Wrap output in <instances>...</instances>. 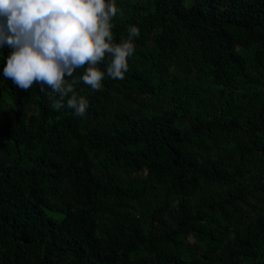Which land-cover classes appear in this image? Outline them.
<instances>
[{
    "label": "trees",
    "instance_id": "16d2710c",
    "mask_svg": "<svg viewBox=\"0 0 264 264\" xmlns=\"http://www.w3.org/2000/svg\"><path fill=\"white\" fill-rule=\"evenodd\" d=\"M114 2L83 117L0 48V264H264V0Z\"/></svg>",
    "mask_w": 264,
    "mask_h": 264
},
{
    "label": "clouds",
    "instance_id": "9594fccd",
    "mask_svg": "<svg viewBox=\"0 0 264 264\" xmlns=\"http://www.w3.org/2000/svg\"><path fill=\"white\" fill-rule=\"evenodd\" d=\"M117 13L114 0H0V48L10 49L3 77L24 91L34 83L42 92L46 86L55 107L66 100L67 108L83 117L89 105L77 85L101 89L105 72L98 65L106 56L108 77L123 80L129 70L140 30L131 26L128 38L114 43ZM85 65L83 75L73 78Z\"/></svg>",
    "mask_w": 264,
    "mask_h": 264
}]
</instances>
